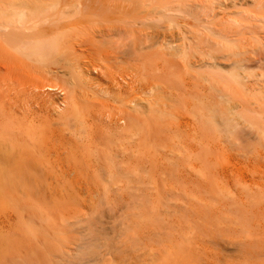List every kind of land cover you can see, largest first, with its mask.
<instances>
[{
	"label": "bare ground",
	"instance_id": "bare-ground-1",
	"mask_svg": "<svg viewBox=\"0 0 264 264\" xmlns=\"http://www.w3.org/2000/svg\"><path fill=\"white\" fill-rule=\"evenodd\" d=\"M88 1H92L93 4H88ZM100 1L0 0V122L2 123L0 127V205L4 198V190L15 191L19 186L22 187V184L30 188H39L38 179L44 175L46 155L51 154L53 167L68 178L74 177L77 184L75 186L81 189L84 186L91 187L92 178L86 174L89 172L91 176L102 170L100 161L102 159L107 164V168L103 171L111 175L120 172V166L118 167L116 160L120 159L122 162L129 148L118 143L121 133L117 128L131 125L132 122L129 124V121H132V117L137 120L140 115L146 116L140 122L139 135L143 139V146H147L148 150L155 147L158 138L162 136L154 125L157 122L164 126V131L174 135L172 139L175 140V144L190 150L191 153L199 150L192 141L196 144L200 142L207 149L217 148L219 144L216 140L212 141L211 135L214 133L223 135L224 141H228L229 138L236 141L245 140L248 151L254 147L253 140L264 142V107L261 103L247 101L244 98L245 95H237L234 91V89L237 91V88L233 83L237 84L236 87L238 84L243 86L242 81L246 77V75L243 76L245 66L241 59L235 58L228 61L227 55L216 56L210 52L212 49H207L209 52L206 53L199 49L202 53L197 54L187 30H175V34L179 32L175 38L173 31L166 28L171 25V21L169 20V23L167 20L170 13L180 12V7L185 2L183 3L182 0H110L108 3L106 0ZM87 13H92L90 15H95L96 18L106 14L109 15L107 17L114 15L111 21L116 20L115 23L119 24L121 30H106V28L116 29L114 25H111L115 23L109 22L110 19L106 28L102 27L105 30L100 29L101 26L99 30H94L100 24L99 22L95 24V27L93 26L94 28L92 27L93 30L91 28L89 30V25L92 23L90 20L85 21L90 24L86 30H83L85 24H82ZM100 19L104 20V17ZM161 19L166 21L164 24L167 26L164 27L163 24L161 26L163 25L167 30L158 31L155 34L153 33L155 31L146 32L145 36L139 39L132 40V30H123L128 24V26L135 24L148 27V21L152 25L151 21ZM159 21L157 25L152 26L157 27L160 24ZM225 40L227 42L228 39ZM132 64L138 67H134L138 70L136 75L138 78H134L135 73L132 74ZM113 65H124L123 70L118 74L108 73L111 77L109 80L114 83L112 86H116V93L113 99L110 98L111 101H102L101 95V99L98 100L92 95L91 90L87 91L91 73L97 72L99 76L101 74L103 76V73L108 71H105L106 67ZM179 66H187L186 71L188 67H191V71H196L205 82L203 91L199 94L201 95L199 98L202 105L201 111L193 115L192 119L177 113L179 94L175 93L171 86L156 76L148 77L152 73L156 75L155 71L161 72L171 67L169 74L173 78H178ZM150 70L152 71L149 72ZM141 76L142 79H139ZM17 87L29 91L28 96H25L28 97L29 103L33 99L29 97L30 93L31 97L33 95L37 97H34L33 101L37 99L46 101L50 97L53 98V89L67 88L69 90L71 110L59 118L62 127L57 133L56 145H47L46 139L50 126L45 119H41L40 114L24 113L25 115L21 117L19 105L15 101L10 102L5 99V93ZM246 87L248 89L250 85ZM134 91L137 92L134 93ZM45 105L46 103L41 104L40 109H43L42 106ZM106 111L110 112L111 118L109 116L108 119L110 118L112 127L115 129L109 130L106 145L98 150L93 119L103 116ZM134 113L137 115L135 116ZM84 138L87 141L89 138L87 145L82 144ZM84 148L86 152L82 153ZM150 154L152 151L149 153V163L159 162L158 158ZM84 156L87 158L85 164L87 168L89 167L88 170H84L86 166L81 164L80 159ZM121 170L124 173L132 172L129 168ZM215 175L228 179L231 176L238 178L241 174L232 169L220 167ZM245 176L249 177L247 174ZM95 195H93L94 198ZM68 212L64 209L61 214L68 218L70 217ZM114 213L111 214L114 215ZM11 217L13 215L9 216ZM98 218H102L100 214ZM138 225H140L136 227L137 229L139 227L138 231L134 227L128 228L135 229V235L134 230H132L133 233L125 230L131 238V243L127 247H121L119 250L107 248L106 251L96 236H68L62 229L46 231L32 226L29 228L31 236L27 238L0 237V264H106L104 259L107 254L110 255L109 264L192 263L194 248L187 244L188 239L175 244L176 247L169 246L164 255H160L156 249L153 253H149L145 249L146 243L135 245L137 240H134L135 243L132 242L134 236L140 239L145 234H151V230L154 231L152 228L141 230L143 223ZM202 246L200 244L198 247L203 248Z\"/></svg>",
	"mask_w": 264,
	"mask_h": 264
},
{
	"label": "rangeland",
	"instance_id": "rangeland-1",
	"mask_svg": "<svg viewBox=\"0 0 264 264\" xmlns=\"http://www.w3.org/2000/svg\"><path fill=\"white\" fill-rule=\"evenodd\" d=\"M109 1L106 0L107 3ZM182 1L185 4L180 7L181 11L170 13L167 20L171 21V25L166 28L173 31L175 38L179 33L175 34V30H187L197 54H201L202 51L206 53L212 49L210 52L216 56L227 55L228 61L235 58L241 59L245 66L243 76L246 75V77L242 81L243 86L238 84L240 87H236L237 84L233 83L237 91L233 85L232 89L237 92V95H245L244 98L247 101L261 103L264 107V0ZM91 3L93 4L92 1L88 4ZM90 14L87 13L85 20L83 19L82 25L85 24L83 30H86L90 24L85 23L87 20L92 22L89 30L90 28L93 30L98 22L100 24L94 30H99L100 26V29L105 30L108 19H110L109 22H113L111 18L113 19L114 15L107 17L109 15L106 14L103 16L104 20H101L100 18L103 17L96 18L95 15L93 17ZM173 15L176 16L173 17ZM161 20L153 22L150 20L152 25H157L159 21L160 26L157 27L150 25L148 21V27L135 24L134 27L128 24L123 30H132V40L139 39L145 36L146 32L155 31L153 32L155 34L158 31L167 30L164 28L166 21ZM100 21L106 24L102 25ZM168 21L167 24L170 23ZM111 25H114L116 29L106 28V30H121L118 23ZM168 34L171 35V33ZM225 39H228L227 42ZM134 65L132 64V74L135 73L133 74L135 78L138 70L134 68L137 67ZM123 67L124 65L107 66L105 71H108L103 73V76L102 74L99 76L97 72L91 73L87 91L91 90L92 95L98 100L102 96V101H111L116 93V86H112L114 83L109 80L111 77L108 73L118 74ZM186 67L177 68L178 78H173L169 74L171 67L161 72L155 71L156 75L152 73L148 77L156 76L171 86L175 93L179 94L177 113L192 119L193 115L201 111L202 105L199 102L201 95L199 94L203 91L205 82L196 71H191V67V69L188 67L186 71ZM140 78L142 79V76ZM132 80L135 81L133 77ZM249 85L247 89L246 86ZM17 88L5 93V99L10 102L15 101L19 105L21 117L24 113L40 114L41 119H45L50 126L46 139L47 145H56L58 141L55 139L62 127L59 118L71 110L69 90L67 88L53 89V98L50 97L46 101L37 99L34 100L35 102L33 101L35 96L31 97L30 93L29 97L33 99H30L32 102L29 103L28 97H25L28 96L29 91L22 90V87ZM108 95L110 97H107ZM20 97L22 102L19 101ZM45 103L46 105L42 106L43 109H40L41 104ZM109 114L110 112L106 111L104 117L93 119L98 150L106 145L109 130L115 129L112 127ZM134 115L137 114L134 113ZM145 117L140 115L137 120L132 117V121H129V124L132 122L131 125L117 128L121 133L118 143L129 148L126 151V158L122 162L120 159L116 160V164L120 166V172L114 175L103 171L107 168V164L103 159L100 160L103 169L91 176L89 172L86 174L92 178V181L89 180L93 183L91 184L93 188L84 186L82 190L75 186L77 185L75 178L72 176L68 178L54 168L51 163V154L46 155L45 160L48 162L44 160L46 164L44 175L38 179L39 188H30L22 184V187L19 186L15 191L4 190V198L0 205V237L24 239L31 236L29 228L35 226L46 231L62 229L68 236H96L102 242L104 250L107 248L119 250L131 243L129 233L126 231L134 230L135 235V231L139 229L136 227L140 226L138 223H143L141 230L152 228L154 231L151 230V234L143 235L141 240L134 236L132 242H136L135 245L146 243L145 249L149 253H153L156 249L160 255H164L169 246L174 247L175 244L188 239L187 244L194 248H192L191 264H264V142L253 140L254 147L248 151L245 140L236 141L229 138L228 141H224L223 135L214 133L211 136L212 141L216 140L219 144L217 148L207 149L200 142L196 144L191 140L192 144L199 149L198 152L191 153L190 150L175 144V140L172 139L174 135L164 131V126L157 122L154 125L162 136H159L155 147L148 150L147 146H143V139L139 135L140 122ZM88 143L89 138L88 141L84 138L82 144ZM150 151H152L150 156L158 158L159 162L149 163ZM85 152L86 148L82 153ZM86 159L85 156L81 158V164L84 165ZM220 167L232 169L241 175H237L238 178L231 176L224 179L215 175ZM88 168L86 166L84 170ZM122 168L132 169V172L124 173ZM246 174L249 177L245 176ZM79 189L86 192L82 193ZM94 191L98 193L96 192L95 195ZM64 209L69 211L70 217L62 216L61 211L64 212ZM98 214L101 215V219L98 218ZM10 215L13 217L9 218ZM129 227H134L136 230L133 228L129 230ZM134 240L137 241L134 242ZM200 244L203 248L198 247ZM109 256L106 255L104 263H110Z\"/></svg>",
	"mask_w": 264,
	"mask_h": 264
}]
</instances>
